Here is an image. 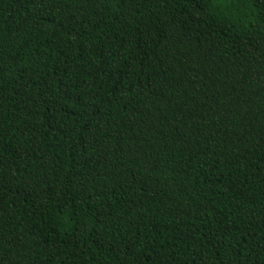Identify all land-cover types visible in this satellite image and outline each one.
Returning <instances> with one entry per match:
<instances>
[{
    "label": "trees",
    "instance_id": "1",
    "mask_svg": "<svg viewBox=\"0 0 264 264\" xmlns=\"http://www.w3.org/2000/svg\"><path fill=\"white\" fill-rule=\"evenodd\" d=\"M0 264H264V0H0Z\"/></svg>",
    "mask_w": 264,
    "mask_h": 264
}]
</instances>
